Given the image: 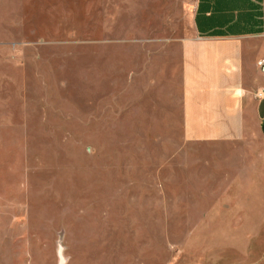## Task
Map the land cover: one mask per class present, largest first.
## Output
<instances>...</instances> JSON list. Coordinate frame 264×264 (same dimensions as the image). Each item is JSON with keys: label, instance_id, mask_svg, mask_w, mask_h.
Segmentation results:
<instances>
[{"label": "rangeland", "instance_id": "1", "mask_svg": "<svg viewBox=\"0 0 264 264\" xmlns=\"http://www.w3.org/2000/svg\"><path fill=\"white\" fill-rule=\"evenodd\" d=\"M195 0H0V264H264L188 141Z\"/></svg>", "mask_w": 264, "mask_h": 264}, {"label": "crops", "instance_id": "2", "mask_svg": "<svg viewBox=\"0 0 264 264\" xmlns=\"http://www.w3.org/2000/svg\"><path fill=\"white\" fill-rule=\"evenodd\" d=\"M183 55L186 139L237 146L209 154V192L227 209L248 195L262 207L264 0H195Z\"/></svg>", "mask_w": 264, "mask_h": 264}, {"label": "built area", "instance_id": "3", "mask_svg": "<svg viewBox=\"0 0 264 264\" xmlns=\"http://www.w3.org/2000/svg\"><path fill=\"white\" fill-rule=\"evenodd\" d=\"M258 64L261 66V69L264 71V59H260L258 61ZM262 94H263V92L260 93V95H262Z\"/></svg>", "mask_w": 264, "mask_h": 264}, {"label": "water", "instance_id": "4", "mask_svg": "<svg viewBox=\"0 0 264 264\" xmlns=\"http://www.w3.org/2000/svg\"><path fill=\"white\" fill-rule=\"evenodd\" d=\"M60 264H64V259L63 258H61Z\"/></svg>", "mask_w": 264, "mask_h": 264}]
</instances>
